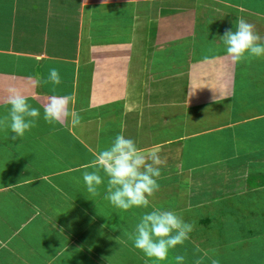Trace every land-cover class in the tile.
Here are the masks:
<instances>
[{
	"label": "crops",
	"instance_id": "1",
	"mask_svg": "<svg viewBox=\"0 0 264 264\" xmlns=\"http://www.w3.org/2000/svg\"><path fill=\"white\" fill-rule=\"evenodd\" d=\"M237 17L264 37V0H0V118L11 88L41 112L0 129V264H264V57L225 55ZM54 95L81 125L45 122ZM121 132L166 160L148 208L83 182ZM154 208L194 226L165 261L129 239Z\"/></svg>",
	"mask_w": 264,
	"mask_h": 264
},
{
	"label": "clouds",
	"instance_id": "2",
	"mask_svg": "<svg viewBox=\"0 0 264 264\" xmlns=\"http://www.w3.org/2000/svg\"><path fill=\"white\" fill-rule=\"evenodd\" d=\"M219 38L224 45L225 55L233 63L264 57V37L257 33L254 24L243 17H237L235 31L225 30ZM36 82L40 83V80L37 79ZM61 82L59 71L51 68L44 83H51L55 90V86ZM8 91L6 100L8 113L0 118V129H10L13 135L8 139L22 140L25 133L36 126L41 112L17 89L11 88ZM74 103V97L71 95L52 96L49 103L44 106L43 119L48 124L67 122L71 127L81 125L82 116L80 111L72 107ZM165 164L166 160L162 159L157 151L145 153L133 139L121 132L107 148L96 152L94 159L84 165L83 182L87 192L96 196L99 194V186L104 184L106 177L104 199L112 206L123 211L133 207L148 208L149 198L159 191L158 180L161 177V167ZM88 168H92L93 171H87ZM193 230L194 226L185 222L176 212L154 208L142 215L134 231L129 234V239L147 258L165 261L171 250L183 245L190 238ZM204 255L207 256L208 253L205 252ZM174 259L177 264H183L185 257L176 255ZM197 264H200L199 260ZM212 264H218V261L213 259Z\"/></svg>",
	"mask_w": 264,
	"mask_h": 264
}]
</instances>
